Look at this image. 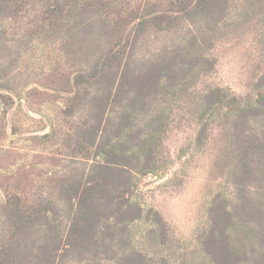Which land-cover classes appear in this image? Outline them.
I'll use <instances>...</instances> for the list:
<instances>
[{"label": "trees", "instance_id": "1", "mask_svg": "<svg viewBox=\"0 0 264 264\" xmlns=\"http://www.w3.org/2000/svg\"><path fill=\"white\" fill-rule=\"evenodd\" d=\"M221 44L247 96L203 84ZM185 122L220 187L179 255L136 190ZM0 264H264V0H0Z\"/></svg>", "mask_w": 264, "mask_h": 264}, {"label": "rangeland", "instance_id": "2", "mask_svg": "<svg viewBox=\"0 0 264 264\" xmlns=\"http://www.w3.org/2000/svg\"><path fill=\"white\" fill-rule=\"evenodd\" d=\"M215 55L217 68L203 84L229 87L241 96L250 94V66L257 62L254 53L250 55L244 46L239 48L221 44L216 48ZM17 110L14 111L17 113ZM16 113L10 115V121L12 118L24 119V113ZM38 124L33 121L30 126L35 128ZM194 136L193 125L187 122L181 126L174 124L167 140L173 160L163 172L142 176L136 190L146 207L160 210L168 221L177 241L175 244L181 245L176 247L179 255L183 252L182 248H192L196 243L199 231L206 225L211 198L220 187V181L214 178L213 173L215 157L220 148L219 136H214L202 149L195 148L191 143ZM13 144L24 145L18 139ZM181 149H184L183 155Z\"/></svg>", "mask_w": 264, "mask_h": 264}]
</instances>
